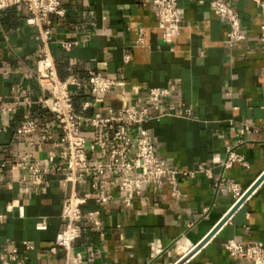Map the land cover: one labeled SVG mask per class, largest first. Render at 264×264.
Returning <instances> with one entry per match:
<instances>
[{
	"label": "crops",
	"instance_id": "crops-1",
	"mask_svg": "<svg viewBox=\"0 0 264 264\" xmlns=\"http://www.w3.org/2000/svg\"><path fill=\"white\" fill-rule=\"evenodd\" d=\"M150 1L66 0L65 16L51 19L55 39L51 53L64 81L76 78L85 83L96 74L120 82L99 96L87 85L73 88L75 111L86 118L83 133L88 143L98 140V130L88 118L129 105L141 108L151 88H171L167 103L192 110L188 118L166 116L146 124L157 155L169 167L194 174L179 178L184 197L176 199L169 184L149 186L127 205L121 179L109 178L106 195L113 199L83 206L85 213L100 212L101 231L84 220L86 230L70 253L50 252L66 226L65 198L86 192L97 196L99 191L91 184L99 178L80 185L51 174L47 191L34 196L27 174L15 166L22 156L39 160L59 151L52 142L40 143V133L22 136L23 122H39L56 140L61 131L40 103L44 93L35 78L39 30L27 25L26 7L8 9L0 14V164L6 163L0 214L10 212L0 223V264L15 248L24 264H78L77 254L82 255V264H174L235 205L233 194L218 191V182L230 179L246 191L264 174L261 8L253 0H225L240 14L246 35L245 41L231 47L226 43L229 24L215 14L210 0H179L184 30L167 44L154 11L144 6ZM140 30L144 42L137 45ZM63 43L75 44L67 51ZM5 106L12 111L4 114ZM245 125L251 129L242 134ZM229 148L243 156L248 167L239 163L226 167ZM96 160L106 161L108 156L98 152ZM232 239L264 246V181L185 264H244L225 249ZM25 242L35 249L28 250Z\"/></svg>",
	"mask_w": 264,
	"mask_h": 264
},
{
	"label": "built area",
	"instance_id": "built-area-1",
	"mask_svg": "<svg viewBox=\"0 0 264 264\" xmlns=\"http://www.w3.org/2000/svg\"><path fill=\"white\" fill-rule=\"evenodd\" d=\"M66 0H0V14L14 7L24 6L29 11L27 25L37 28L39 34L37 40L41 44L39 58L35 70L36 81L44 93L40 100L43 109L52 114L58 123L61 136L54 139L53 134L47 128H42L40 123L34 120L23 122L20 128L22 136L40 133V143L52 142L58 155L51 153L46 159L34 160L31 155L20 157L15 166L25 172L34 186V196L44 194L50 186L51 174H62L66 182L85 185L89 178L97 176L98 182H93V191H99L95 196L91 192L82 195L71 194L63 203L62 219L66 222L64 230L57 236L50 247L52 254H57L60 249L70 253L75 242L81 238L86 230L84 220L92 223L93 229L101 231L99 211L85 213L83 206L90 201L96 203L104 199L111 200L113 196L106 195L110 185L109 178H120V189L125 193V202L131 204L134 197L143 194L149 186H163L169 184L172 195L176 199L184 197L179 189V178L194 176L193 173L183 172L177 168L169 167L161 159L155 150L153 136L146 128V124L152 121H161L166 116L188 118L192 110L187 107L176 108L167 103L173 90L171 88H151L146 97L145 104L141 108L137 106H125L117 111L110 110L106 116L96 114L87 120L91 126L98 130V140L88 143L83 133V123L86 118L75 111L73 104V88H81L87 85L94 96L107 94L117 88L119 80L91 74L87 82L83 83L76 78L68 81L62 80L51 53V46L55 39L51 33L52 17H64ZM179 0H151L144 6L151 8L158 20L159 27L163 30L162 38L167 44H172L174 39L180 36L184 30L182 18L179 13ZM262 11L260 25V42L264 48V0H253ZM210 5L215 14L225 19L230 27L226 43L228 46H238L246 40L242 32L240 14L225 0H210ZM143 30L139 31L137 45L144 42ZM75 44V43H74ZM73 43H63L65 50L69 51ZM126 62L130 56H125ZM89 104H86L88 107ZM12 108H2L4 114H8ZM250 126L245 125L241 133L250 132ZM98 152L108 156L106 161H97ZM239 163L248 167L245 158L239 155L233 148L228 149L226 167ZM6 163L0 164V183L4 181ZM210 177V171H207ZM220 193L229 192L235 198V204L243 197L246 191L233 180L222 179L217 184ZM8 210L0 214V223L8 219ZM206 213V210L204 211ZM28 250H34L35 246L25 242ZM225 249L235 260L244 264H264V246L259 242H243L229 240ZM78 264H82V255H76ZM24 264L19 259L18 250L15 248L4 260L3 264Z\"/></svg>",
	"mask_w": 264,
	"mask_h": 264
},
{
	"label": "water",
	"instance_id": "water-1",
	"mask_svg": "<svg viewBox=\"0 0 264 264\" xmlns=\"http://www.w3.org/2000/svg\"><path fill=\"white\" fill-rule=\"evenodd\" d=\"M263 181L264 174L248 190H246L243 197L233 206L228 214L207 234V236L201 242H199L189 254L182 256L174 264H185L196 253H198L216 235V233L223 227V225L230 219V217L245 203V201L251 196V194L259 187V185Z\"/></svg>",
	"mask_w": 264,
	"mask_h": 264
},
{
	"label": "bare ground",
	"instance_id": "bare-ground-1",
	"mask_svg": "<svg viewBox=\"0 0 264 264\" xmlns=\"http://www.w3.org/2000/svg\"><path fill=\"white\" fill-rule=\"evenodd\" d=\"M194 248V247H193ZM193 248L191 249V250H189V252H186L184 255H187V254H189L192 250H193ZM183 255V256H184Z\"/></svg>",
	"mask_w": 264,
	"mask_h": 264
},
{
	"label": "rangeland",
	"instance_id": "rangeland-1",
	"mask_svg": "<svg viewBox=\"0 0 264 264\" xmlns=\"http://www.w3.org/2000/svg\"><path fill=\"white\" fill-rule=\"evenodd\" d=\"M176 248H178V246Z\"/></svg>",
	"mask_w": 264,
	"mask_h": 264
}]
</instances>
